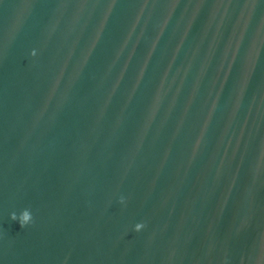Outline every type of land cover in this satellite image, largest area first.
<instances>
[{"label":"water","instance_id":"water-1","mask_svg":"<svg viewBox=\"0 0 264 264\" xmlns=\"http://www.w3.org/2000/svg\"><path fill=\"white\" fill-rule=\"evenodd\" d=\"M0 264H264V0H0Z\"/></svg>","mask_w":264,"mask_h":264},{"label":"clouds","instance_id":"clouds-1","mask_svg":"<svg viewBox=\"0 0 264 264\" xmlns=\"http://www.w3.org/2000/svg\"><path fill=\"white\" fill-rule=\"evenodd\" d=\"M35 53H33V55H34ZM123 197H121V201L123 202ZM11 218L13 219V220H16L17 219V217H16V214L15 213H13L12 215H11ZM32 219H33V217H32V214L31 213H29V212H25L24 214H23V216L20 218V220H19V223L21 224V226L22 227H24V226H26L27 224H29L30 222H32ZM145 225L143 224V223H138V224H136V230L137 231H139L140 229H142L143 227H144Z\"/></svg>","mask_w":264,"mask_h":264}]
</instances>
